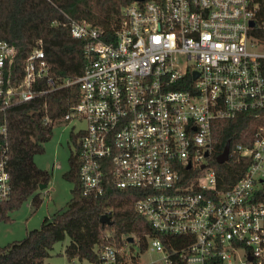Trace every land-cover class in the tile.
<instances>
[{
  "label": "built area",
  "instance_id": "built-area-1",
  "mask_svg": "<svg viewBox=\"0 0 264 264\" xmlns=\"http://www.w3.org/2000/svg\"><path fill=\"white\" fill-rule=\"evenodd\" d=\"M122 13L113 32L68 17L87 65L63 81L42 45L30 51L21 75L18 49L0 39V200L12 191L5 111L78 84L80 101L61 120L51 118L46 102L44 121L83 124L77 142L86 195H103L108 185L144 190L136 210L174 238L147 234V250L163 256L146 264L176 257L264 264V125L252 146L236 147L252 158L236 183L221 184L210 162L215 122L264 110V0H134ZM185 169L198 173L182 181ZM131 244L101 245L100 264H141Z\"/></svg>",
  "mask_w": 264,
  "mask_h": 264
},
{
  "label": "trees",
  "instance_id": "trees-1",
  "mask_svg": "<svg viewBox=\"0 0 264 264\" xmlns=\"http://www.w3.org/2000/svg\"><path fill=\"white\" fill-rule=\"evenodd\" d=\"M134 0H0V39L16 46L18 55L15 70L24 66L26 57L37 45H42L53 73L61 81L75 78L84 73L87 65L84 41L71 35L69 18L86 19L95 25L113 32L123 17V7ZM80 101V87L73 84L61 88L41 98L8 108L7 117L10 138L11 196L0 200V223L13 221L12 213L32 198L35 207L43 201L40 185L48 186L52 174L35 161V157L45 152V143L53 136V127L44 121V105L48 104L51 118L61 120L70 108ZM4 113H0V124ZM264 125V110L247 111L230 119L214 123L215 143L211 165L224 186L236 183L252 162L236 152L238 144L252 146L260 127ZM76 149L69 156L70 168L64 178L73 183L72 196L67 207L56 211L44 219L39 229H34L21 240L0 247V264H51L46 261L56 243L66 235L70 244L66 255L70 261L89 260L101 263L97 252L103 244L116 242L119 246L130 241L133 236V259L147 251L146 235H158L151 224L136 210V202L144 196L143 189H119L108 185L103 195H86L80 178L82 161L78 151V137L73 135ZM0 137V142H1ZM230 143V159L219 163L217 156ZM198 172L184 170L182 181L192 178ZM107 214L112 225L101 222ZM168 239L174 240L173 237ZM138 242L140 251L135 252ZM175 257V256H174ZM174 264H184L175 258Z\"/></svg>",
  "mask_w": 264,
  "mask_h": 264
},
{
  "label": "rangeland",
  "instance_id": "rangeland-1",
  "mask_svg": "<svg viewBox=\"0 0 264 264\" xmlns=\"http://www.w3.org/2000/svg\"><path fill=\"white\" fill-rule=\"evenodd\" d=\"M82 125L77 120L59 121L54 124L53 136L45 143V152L35 157L37 165L52 174L50 184L39 189L43 201L39 207H35L32 198H29L20 209L12 213L13 221L0 223V247L23 239L28 232L39 229L46 217L67 207L74 186L63 175L69 170V156L76 149L71 134L77 135ZM69 244L70 237L66 235L63 241L55 244L46 261L51 264H96L89 260L74 259L70 261L66 255V248ZM137 245L138 243H135V252L140 251ZM140 255L141 264L151 261L158 262L163 256L160 252L151 249L140 253Z\"/></svg>",
  "mask_w": 264,
  "mask_h": 264
},
{
  "label": "water",
  "instance_id": "water-1",
  "mask_svg": "<svg viewBox=\"0 0 264 264\" xmlns=\"http://www.w3.org/2000/svg\"><path fill=\"white\" fill-rule=\"evenodd\" d=\"M230 154H231V147H230V143H227L224 150L222 151V153H220L218 156H217V161L219 163H225L227 162L229 159H230ZM208 155V154H207ZM190 167V165L188 166ZM204 167V165H203ZM47 187L46 185L44 184H41L40 185V189H43ZM101 222L104 223V224H109V225H112L113 221L110 219V217L107 215V214H104L102 217H101ZM134 237L131 236L130 237V241L133 242L134 241Z\"/></svg>",
  "mask_w": 264,
  "mask_h": 264
}]
</instances>
